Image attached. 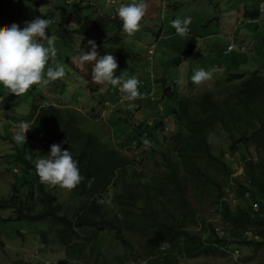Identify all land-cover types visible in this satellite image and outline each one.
<instances>
[{"label":"trees","instance_id":"obj_1","mask_svg":"<svg viewBox=\"0 0 264 264\" xmlns=\"http://www.w3.org/2000/svg\"><path fill=\"white\" fill-rule=\"evenodd\" d=\"M75 9L67 12V18L63 8L59 16L43 17L50 20L49 26L57 24L58 35L48 33L56 37L55 41L67 42L66 34L71 41L75 36L93 39L101 50L100 55L111 52L118 65L128 63L132 56L136 58L137 54L131 51L126 41L128 33L122 30L115 12L104 7L99 16L87 14L75 28L76 24H72ZM256 15L257 12H246L250 20ZM71 41L67 43L70 45ZM197 44L195 38L187 41L190 55H195ZM125 51L133 55H124ZM58 62L63 64L62 60ZM130 74L135 75L134 72ZM149 80L143 81L149 84ZM146 84L140 82L142 89L147 87ZM226 85L218 94L207 91L187 98L178 96L177 86L164 83L165 95L174 102L168 113L179 125L171 138L176 159L165 154V171L156 174L151 182L142 181L138 170L140 158L135 155L148 156L150 152L142 140L145 133L137 130L145 120L137 113L140 106L128 108L136 123L132 137H127L121 148L110 135L111 126L105 122L91 119L82 111L69 107L34 105L32 120L29 121L32 127L26 132L28 140L41 146L45 155L51 144L63 142L61 147L72 152L84 177L69 190L83 199L73 212L64 209L65 204L47 191L36 175L37 181L29 189L32 204L25 202L16 208L15 204L22 203L18 196L12 195L9 201L3 199V206L12 208L15 215L10 219L1 217V221L39 224L38 230L43 234L46 245L48 234L53 233L70 257L58 264H71L72 261L82 264L73 260L78 257L73 254H84L88 245L93 264H99L98 245L107 236L130 247L136 259L144 258L148 264H177L180 258L226 256L230 246L236 242L238 246L256 249L264 246V75L254 73L247 77L243 73L230 72ZM149 92L147 98L151 100L154 96ZM2 96L14 102L18 95L0 90V98ZM148 103L151 105L150 101ZM122 118V111L115 109L112 119L121 128ZM217 125L227 132L232 142L231 154L238 152L241 144L254 148L249 157H244L245 167L241 175L235 176V169L223 157L212 152L208 136ZM126 145L134 146V153H127ZM16 159L17 162L21 160L26 168L35 169L25 156ZM228 181L237 199L244 204L238 203L233 208L226 197ZM189 190L198 198L211 193L224 235L206 216L201 229H192L191 223L197 219L198 211L190 200ZM247 193H250L249 199L246 198ZM36 201L43 205L37 212L33 210ZM252 201L260 202L259 212H253ZM250 233L253 237L245 239V235ZM132 237L141 240V249H134ZM19 264L30 263L21 261Z\"/></svg>","mask_w":264,"mask_h":264},{"label":"rangeland","instance_id":"obj_2","mask_svg":"<svg viewBox=\"0 0 264 264\" xmlns=\"http://www.w3.org/2000/svg\"><path fill=\"white\" fill-rule=\"evenodd\" d=\"M122 2L127 0H0V29L13 22L19 27H24L25 22L37 17L59 16L62 8L66 11L67 18V12L72 11L74 7L76 9L73 12L72 24H76L77 28L79 20L87 14L96 13L94 15L99 16L104 7L115 12ZM147 3L148 8L140 21L139 29L131 35H126L131 51L137 56H132L124 65L120 63V68L117 64L114 75L126 79L134 72L139 82L150 79L146 86L151 87L155 100L151 99L152 96L149 97L151 100H148L147 92L150 90L147 87L142 89L140 83L138 90L141 95L133 101H128L123 98L118 86L99 85L91 81L90 68L89 71H81L75 67V57L80 48L87 51V39L75 36L71 41L69 34L64 38L72 43L69 45L67 42L55 41V59L49 58L45 64V69L49 66L54 68L59 64L58 61L62 60L65 69L63 77L50 80L45 86H29L23 93L17 94L14 102H9L5 96L0 98V264H19L21 261L30 264H58L70 258L65 246L58 243L53 233L47 236L48 244L43 243V234L38 230L39 224L28 221H1V217L10 219L15 215L12 208L3 206V199L9 201L12 195L18 196L22 203L15 204L16 208H20L25 202L32 204L29 189L37 181L35 169L26 168L21 160L17 162L16 157L25 156L35 164L45 153L41 146L31 143L27 135L25 143L21 144L14 142L12 136L19 121L32 120L34 105L54 104L69 107L82 111L91 119L105 122L111 126L110 135L121 148L127 142L126 138L132 137L136 123L128 108L131 105L140 106L137 113L145 120L137 130L141 129V132L145 133L142 140L147 143L150 152L148 156L140 153L135 155L140 158L138 170L142 181L151 182L156 174L165 171V154L176 159L173 152L175 144L171 138L177 133L179 125L175 117L168 113L174 102L165 95L164 83L177 86L179 97L192 98L207 91L220 93L221 88L227 86L226 77L230 72L243 73L247 77L254 73L264 75V0H147ZM247 11L257 12L254 21H249ZM177 17L191 19L189 34L181 36L175 32L171 20ZM46 31L58 35L57 24L48 25ZM192 38L198 43L193 56L189 54L187 46V41ZM231 41L236 47L243 46L244 51H228ZM150 49L153 50L152 56L149 55ZM97 52L101 54L98 47ZM126 53L128 52L125 51L124 55ZM199 68L209 71L211 76L200 83H193L190 77L193 71ZM0 87V90L10 92L2 85ZM115 109L122 111L123 128L112 119ZM208 139L212 152L218 157H223L235 169V176L241 175L245 167L244 157L250 156L249 153L254 151L253 146L241 144L238 152L231 154L232 142L220 125L210 132ZM134 149V146L125 147L127 153L133 152ZM219 178L223 177L219 175ZM229 183L230 181L226 184V197L234 208L243 201L237 199L233 189L228 186ZM44 184L47 191L65 204L64 209L73 212L82 202L83 198L75 196L68 188ZM188 194L198 211L197 219L191 223L192 229H201L206 216L222 235L224 229L218 220L217 204L211 193L201 198L196 197L192 190H189ZM35 203V212L43 208L40 202ZM227 231L229 233V230ZM252 237L251 234L245 235L247 240ZM132 241L134 249H141V240L132 237ZM98 247L99 264H148L144 258L136 259L130 247L110 236ZM84 249V254L78 255L74 252L73 255L78 257L73 260L81 261L82 264H93V258L89 257V245ZM229 249L226 256L180 258L177 264H264V246L256 249L252 246H238L236 242ZM71 264L78 263L72 261Z\"/></svg>","mask_w":264,"mask_h":264},{"label":"clouds","instance_id":"obj_3","mask_svg":"<svg viewBox=\"0 0 264 264\" xmlns=\"http://www.w3.org/2000/svg\"><path fill=\"white\" fill-rule=\"evenodd\" d=\"M148 8L147 0H127L115 9V15L121 22V28L129 35L140 27V21ZM50 20L37 17L25 22L24 27L11 23L0 29V85L11 93H23L31 85H47L50 80L64 76L63 64L54 68L45 64L56 54V37L48 34L46 29ZM189 18L179 17L171 20L175 32L181 36L188 33ZM46 42V43H45ZM84 48H80L75 57V67L81 71H89L91 81L99 85L118 86L123 98L135 100L141 93L138 90L139 80L135 75L122 78L114 75L117 62L111 52L99 55L93 39H88ZM90 62V63H87ZM211 73L203 68L193 71L190 79L200 83L209 79ZM29 121L21 120L12 139L17 144L25 143L26 132L31 128ZM61 143L50 145L49 152L35 161L37 177L42 183L71 189L84 177L80 174L76 159L72 152L62 148ZM91 179H89V184Z\"/></svg>","mask_w":264,"mask_h":264},{"label":"built area","instance_id":"obj_4","mask_svg":"<svg viewBox=\"0 0 264 264\" xmlns=\"http://www.w3.org/2000/svg\"><path fill=\"white\" fill-rule=\"evenodd\" d=\"M190 23H191V19H189V24H188V28H189V26H190ZM190 33V29H189V31H188V34ZM236 49H241L242 51H244V47L242 46V47H236V45H235V43H233L232 41H231V43L229 44V47H228V51H234V50H236ZM149 55L150 56H152L153 55V50L152 49H150L149 50ZM151 79H153V78H151ZM142 84H146L144 81H142ZM152 99H154V97H152ZM165 130H167L166 128H165ZM251 196H250V193H247L246 194V198H250ZM251 206H252V210H253V212H255V213H257V212H259V210H260V202H251ZM216 230L218 231V228H216ZM225 233L224 232H222V235H224ZM251 234V233H250ZM258 238V237H257ZM129 264H136L135 262H132V263H129Z\"/></svg>","mask_w":264,"mask_h":264},{"label":"crops","instance_id":"obj_5","mask_svg":"<svg viewBox=\"0 0 264 264\" xmlns=\"http://www.w3.org/2000/svg\"><path fill=\"white\" fill-rule=\"evenodd\" d=\"M254 20H255V19H251V20L249 19V21H254ZM190 24H191V23H190ZM112 97H113V96H112ZM111 99H113V98H111ZM25 135H27V134H25Z\"/></svg>","mask_w":264,"mask_h":264}]
</instances>
